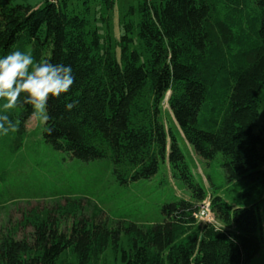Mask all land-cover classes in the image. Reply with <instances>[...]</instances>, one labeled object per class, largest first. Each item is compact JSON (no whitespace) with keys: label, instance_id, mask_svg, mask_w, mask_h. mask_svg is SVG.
<instances>
[{"label":"trees","instance_id":"16d2710c","mask_svg":"<svg viewBox=\"0 0 264 264\" xmlns=\"http://www.w3.org/2000/svg\"><path fill=\"white\" fill-rule=\"evenodd\" d=\"M138 14L143 56L129 50L130 24L114 53L62 1L0 2V58L19 50L71 66L70 90L47 103L42 136L54 149L82 161L108 159L123 183L167 167L190 199L175 197L159 220L143 223H110L80 199L25 212L0 229V264H56L65 251L75 264H100L109 246L117 254L121 235L122 264H247L264 248V125L253 131L264 88V0H143ZM166 97L180 136L210 167L209 191L162 121ZM32 111L24 104L8 113L18 130L0 140L14 143L4 145L12 153ZM206 198L219 225H197V203Z\"/></svg>","mask_w":264,"mask_h":264},{"label":"rangeland","instance_id":"374dc122","mask_svg":"<svg viewBox=\"0 0 264 264\" xmlns=\"http://www.w3.org/2000/svg\"><path fill=\"white\" fill-rule=\"evenodd\" d=\"M23 1L38 4L41 0H0V2ZM62 1L66 11L83 15L87 30L96 31L100 46L109 47L117 53L118 40L124 32L123 25L130 24L128 36L132 39L129 50H136L143 56V49L137 38L138 7L143 0H52ZM150 1V0H149ZM155 1V0H151ZM258 115L253 131L259 133L264 125V88L257 93ZM162 103V121L177 134L178 144L194 179L208 190L205 174L210 171L204 160L196 156L192 148L183 140L166 103ZM44 121L30 116L25 122L26 137L21 148L14 153L9 146L12 141L0 140V229L11 226L26 212L41 211L51 206L66 205L67 199H80L85 211L98 207L111 223L128 220L137 223L157 221L160 208L175 197L190 199L189 192L174 179L167 167H160L158 173L149 180L120 182L112 173L108 159L82 161L67 153L54 149L42 136ZM264 168V165L262 166ZM217 171H220L216 167ZM159 180L163 182L158 183ZM209 191V190H208ZM223 196V193L220 192ZM205 199L203 201H207ZM197 203L199 214L197 225L210 222L219 225L214 215ZM263 213V212H262ZM70 224L72 219L70 218ZM68 221V222H69ZM65 223H63L64 226ZM15 228V227H13ZM29 229L17 231V236L28 233ZM126 248V238L121 235L117 254L107 248L100 264H122L121 248ZM56 264H75L71 251L61 254ZM264 264V248L247 263Z\"/></svg>","mask_w":264,"mask_h":264},{"label":"clouds","instance_id":"9594fccd","mask_svg":"<svg viewBox=\"0 0 264 264\" xmlns=\"http://www.w3.org/2000/svg\"><path fill=\"white\" fill-rule=\"evenodd\" d=\"M74 79L71 66L37 62L27 51L16 50L0 58V135L18 130V123L8 113L24 104L31 105L32 117L47 122L48 100L67 93ZM73 107L75 102L65 105L66 110Z\"/></svg>","mask_w":264,"mask_h":264},{"label":"built area","instance_id":"2783aa9c","mask_svg":"<svg viewBox=\"0 0 264 264\" xmlns=\"http://www.w3.org/2000/svg\"><path fill=\"white\" fill-rule=\"evenodd\" d=\"M207 199V198H206ZM204 206H202V208H204L206 211H207V213L208 214H210V211H211V209H210V202H209V200H207V201H203V203H202ZM212 213V212H211ZM198 214H199V209H198V211H197V213H196V218L198 219Z\"/></svg>","mask_w":264,"mask_h":264}]
</instances>
